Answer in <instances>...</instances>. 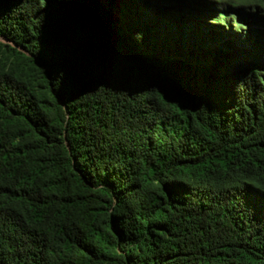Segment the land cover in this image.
Returning a JSON list of instances; mask_svg holds the SVG:
<instances>
[{"label":"trees","instance_id":"trees-1","mask_svg":"<svg viewBox=\"0 0 264 264\" xmlns=\"http://www.w3.org/2000/svg\"><path fill=\"white\" fill-rule=\"evenodd\" d=\"M160 1L0 0V264H264V1Z\"/></svg>","mask_w":264,"mask_h":264},{"label":"rangeland","instance_id":"rangeland-1","mask_svg":"<svg viewBox=\"0 0 264 264\" xmlns=\"http://www.w3.org/2000/svg\"><path fill=\"white\" fill-rule=\"evenodd\" d=\"M154 3H157L159 4V2H161L160 0H152ZM213 1H216V2H219V3H227L229 1H236V0H213ZM264 1V0H263ZM167 5V8H171L175 11H181L180 7H179V1L178 0H172V1H168L166 3ZM125 5H127L126 7H130V5H128L127 3H125ZM143 6V4H141V7ZM130 11H128L129 13V18L132 20V22L134 23L135 22V25H145L147 24V20H142L140 19V14H141V9H139L138 6H134L131 9H129ZM140 13V14H139ZM159 13L158 10H153L151 12H149V14L151 15H154L153 17H148V19H150L151 21H154L156 22L158 19L161 18V15H157ZM181 15L179 16L180 18H178V20H173L174 22H172V31H171V36L173 35L174 38H178L182 35V30H180L184 25H182L179 20L181 21V17L183 18L184 15H183V12H179ZM157 15V16H156ZM170 20V19H169ZM165 23H166V19H164ZM163 21V23H164ZM164 23V24H165ZM187 25H191L190 24H187ZM0 42L2 43H5V40L1 39L0 38ZM0 60L3 62L4 65H6L7 68H15L16 66V62H15V59L11 56H9L8 54H5L3 52L2 49H0ZM32 67V66H31ZM31 67H24V71L26 73H30L34 76V78H36L37 76V72L36 70L33 68L35 66H33L32 68Z\"/></svg>","mask_w":264,"mask_h":264}]
</instances>
